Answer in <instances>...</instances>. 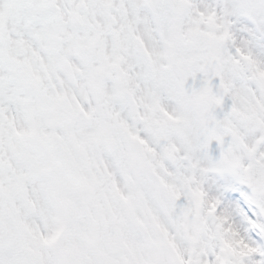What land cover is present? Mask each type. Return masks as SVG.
Returning <instances> with one entry per match:
<instances>
[{
  "label": "snow or ice",
  "instance_id": "obj_1",
  "mask_svg": "<svg viewBox=\"0 0 264 264\" xmlns=\"http://www.w3.org/2000/svg\"><path fill=\"white\" fill-rule=\"evenodd\" d=\"M0 264H264V0H0Z\"/></svg>",
  "mask_w": 264,
  "mask_h": 264
}]
</instances>
